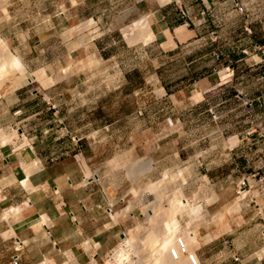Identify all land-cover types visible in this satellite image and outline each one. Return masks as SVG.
<instances>
[{"label": "rangeland", "instance_id": "obj_1", "mask_svg": "<svg viewBox=\"0 0 264 264\" xmlns=\"http://www.w3.org/2000/svg\"><path fill=\"white\" fill-rule=\"evenodd\" d=\"M110 1L105 0L113 8L107 23L124 8L118 0L115 5ZM64 2L0 0V35L23 64L63 68L57 77L66 82L58 86L56 101L46 103L57 106L58 120L69 123L84 142L96 143L89 158L80 155L86 180L85 161L91 173L117 190L122 199L127 200L129 193L136 198L131 204L122 201L121 207L126 215L136 209V225L126 234L141 247L136 255L139 264L152 263L153 229L174 217L179 225L175 237L192 232L191 237L200 242L196 253L201 264H213L214 257L217 264H264L257 261L264 258V105L251 97H238L240 89L234 86L197 98L176 92L177 86L172 87L175 92L165 91L161 64L168 62L170 67L164 77L176 74L180 69L171 60L175 54H165L157 45L146 46L149 42L142 40L131 44L124 33L125 27L144 17L108 32L93 15L95 3L71 9ZM76 12L83 17L72 23ZM64 14L66 18H62ZM90 19L96 21L95 26L76 29ZM109 35L118 43L113 45ZM99 41H106L109 51L103 59L92 54ZM215 52L221 60V51ZM214 53L212 57L217 59ZM224 57L226 68L237 67L241 80V63ZM98 60L108 62L110 69L90 75L93 81L86 82L87 76L77 75L72 68L74 63ZM221 61L218 63L223 65ZM115 64L119 66L113 67ZM21 76L14 73L2 81L1 96ZM25 77L30 75L25 73L22 79ZM81 77L82 81L77 80ZM240 143L241 148L228 150ZM241 159L246 160L242 165ZM151 161L152 171L139 172ZM155 184L158 192H154ZM180 190L192 210L171 206L181 196ZM242 190L248 193L242 196ZM157 196L155 222L149 228L148 211ZM140 228L149 230L143 233ZM248 255L250 261L241 263Z\"/></svg>", "mask_w": 264, "mask_h": 264}, {"label": "crops", "instance_id": "obj_2", "mask_svg": "<svg viewBox=\"0 0 264 264\" xmlns=\"http://www.w3.org/2000/svg\"><path fill=\"white\" fill-rule=\"evenodd\" d=\"M118 1L124 8L108 22L111 24L105 21L113 8H108L105 0H65L64 4L74 9L95 3L93 15L108 32L146 17L155 33V39L146 46L157 45L165 54H175L171 60L180 69L167 79L163 73L170 67L166 66L168 62L161 64L160 79L165 91L177 86L176 92L197 98L234 86L240 89L238 97H251L264 105V54L255 49L256 44L264 47V0H237L246 6L251 33L244 30L246 18L237 11L236 0H170L165 4L159 0ZM110 2L115 5V0ZM184 11L191 15L189 25L184 24ZM82 17L76 12L71 22ZM109 38L113 45L118 43L112 35ZM105 42L95 43L92 54H99L102 59L108 55ZM218 50L224 66L218 63L222 62L220 59L212 57ZM226 55L241 63V80L237 67L226 68ZM24 65L30 78L22 79V75L13 88L4 90L3 96L0 92V264H12L18 245L22 248L19 264H104L127 229L136 225V209L126 215L121 207L122 201L131 204L136 198L129 193L127 200L122 199L98 175L86 180L76 159L74 138L81 139L84 158H89L96 143L84 142V137L76 134L69 123L64 125L58 120L59 111L52 108L57 106L49 105L56 101L58 86L66 82L57 77V71L63 68L28 62ZM108 65L105 60L81 61L72 64V68L77 75H86L89 82L93 81L90 75L109 70ZM116 66L119 65L113 67ZM200 72L202 76L198 77ZM77 80L82 81V77ZM4 136L9 140L4 141ZM241 147L242 143L228 150L233 152ZM245 161L241 159L239 163ZM12 208L22 210L16 220L6 217ZM141 230L146 233V228ZM153 230L150 243L157 256L160 242ZM195 240L192 238L196 253L201 244ZM209 244L210 241L203 246ZM250 256H243L242 260L238 257L237 261H250ZM258 260L264 263V258ZM217 262L214 257L213 264Z\"/></svg>", "mask_w": 264, "mask_h": 264}, {"label": "bare ground", "instance_id": "obj_3", "mask_svg": "<svg viewBox=\"0 0 264 264\" xmlns=\"http://www.w3.org/2000/svg\"><path fill=\"white\" fill-rule=\"evenodd\" d=\"M169 1L170 0H159V2L161 4L168 3ZM95 25H96V21L94 19H90L86 23L81 24L80 26H77L76 29H78V31L79 30L81 31L87 27H90V26L92 27ZM72 30H75V29H72ZM124 33L127 37V40L131 44L136 43L140 40L144 41V43H147V42H150V41L155 39V33H154V31L150 25L149 20L146 17L135 21L130 26L125 27ZM26 72L27 71H26L25 65L23 64L22 60L20 59V56H17L16 54H14L11 51L9 43L0 35V80L4 79V78H6V77H8L14 73L24 75ZM8 140L9 139L6 138V136H4V141H8ZM152 163L153 162L151 161V162H148L146 165H142L139 169V172L140 171H142V172L151 171L153 169ZM84 165L86 166V169H87L88 178L89 179L95 178L96 175L91 173L90 168H89L86 161L84 162ZM32 170H34V169H32ZM164 182H165V180H164ZM155 187L156 188L153 187L155 189L154 192L156 190L158 192V189H157L158 186L156 184H155ZM179 192L181 193V196L176 198V200L172 203L171 206H177L178 205V207L181 211L192 210L187 199H185V197L183 196L182 191L180 190ZM247 193H248L247 190H242L239 192V194H241L242 196H244ZM158 198H159L158 196L155 198L154 204L152 205V207L148 211L149 226L153 222L152 219L154 218L155 208H156V205L159 203ZM131 209H129V210H131ZM20 210H21L20 208L17 210L12 208V210H9L7 212L6 216L8 218L15 219L20 214ZM40 220L44 221L43 218H41ZM149 228H146V232L149 230ZM178 228H179V225L176 222L175 217H174L170 220H165L164 223L158 229H155V234L157 235V238L159 239V242H160V246L158 248L160 255L154 256L152 258L153 262H156L157 264H191L189 262L188 256L185 254H181L180 260H178V261L173 260L170 256V251L172 249L177 250V248H178V239H181V241L186 245L187 251L190 254H193V255L196 254L195 253V245L192 242V238L190 235V233H192V232L185 233L180 237H175V235L173 233L176 232L178 230ZM125 240H126L125 247L124 248L120 247V249L117 250V253L114 256V261L110 262L109 264H128L129 261L132 260L131 257L133 258V254H137V252L139 250H137L134 247L133 241H131L133 239H130V238H128V236H126ZM133 263L136 264L135 262H132V264Z\"/></svg>", "mask_w": 264, "mask_h": 264}, {"label": "built area", "instance_id": "obj_4", "mask_svg": "<svg viewBox=\"0 0 264 264\" xmlns=\"http://www.w3.org/2000/svg\"><path fill=\"white\" fill-rule=\"evenodd\" d=\"M236 9L237 11L242 14L245 18H246V22H245V27H244V30L246 33H251V23L247 21L248 19V14H247V10H246V6L239 3V1L236 0ZM182 17L184 19V24L186 25H189L190 23V20H191V15L187 12V11H184L182 12ZM98 25V24H97ZM93 28H96V27H93ZM255 49L259 52H261L262 54H264V47L260 44H256L255 45ZM214 57L219 59L220 58V54L218 52H215L214 53ZM246 99V98H245ZM52 108L55 110L56 107L55 106H52ZM74 141L76 142L77 144V155H76V159L78 161H80V155L83 154V151H82V145H81V139L80 138H74ZM126 233L123 234V237L120 239L119 243L117 244L116 247H114L108 254H107V261L108 262H112L114 261V256L115 254L117 253V249H120V247H125L126 245ZM21 246H17L14 250V253L12 254V264H19V261H20V258H21ZM181 254H185L188 256V259H189V262L191 264H200V261H199V258L197 256V254L193 255V254H190L188 251H187V247L186 245L181 241V239H178V248L177 250L176 249H172L170 251V256L173 260L175 261H178L180 260V256ZM139 257L138 256H133V261L136 263V264H139ZM106 264V262L104 263ZM108 264V263H107ZM128 264H131V262H129Z\"/></svg>", "mask_w": 264, "mask_h": 264}, {"label": "water", "instance_id": "obj_5", "mask_svg": "<svg viewBox=\"0 0 264 264\" xmlns=\"http://www.w3.org/2000/svg\"><path fill=\"white\" fill-rule=\"evenodd\" d=\"M241 97H243V96L241 95Z\"/></svg>", "mask_w": 264, "mask_h": 264}]
</instances>
